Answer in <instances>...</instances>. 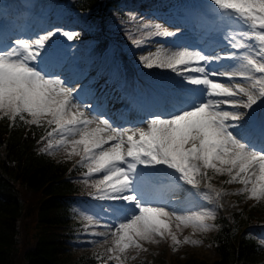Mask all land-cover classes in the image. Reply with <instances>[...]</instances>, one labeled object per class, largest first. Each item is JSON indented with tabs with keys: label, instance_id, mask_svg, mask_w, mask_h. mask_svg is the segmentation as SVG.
<instances>
[{
	"label": "snow or ice",
	"instance_id": "1",
	"mask_svg": "<svg viewBox=\"0 0 264 264\" xmlns=\"http://www.w3.org/2000/svg\"><path fill=\"white\" fill-rule=\"evenodd\" d=\"M208 4L221 18L241 25L244 39H228L232 49L249 50L244 54L248 71L239 74L247 85L232 82L229 86L210 78L228 76L231 82L237 75L231 66L220 65L222 70L217 71L209 69L208 64L236 59L237 52L221 56L182 50L155 59L141 55L139 60L146 69L201 75L183 77L187 85L196 86L194 99H181L176 108L157 112L130 127H114L106 117L91 112L86 116L82 107L92 106H82L81 97L74 96L76 90L64 80L49 78L45 65L57 53L53 51L55 41L47 49L46 42L57 32L68 40L76 33L54 28L43 35L12 38L10 44H0V114L13 123L17 119L27 125L46 122L51 130L41 137L47 142L41 151L70 148L69 156H81L86 178L102 174L92 184L94 199L126 202L112 208L119 223L105 225L107 231L102 234L101 243L111 240L113 245L109 259L121 262L128 249L146 250L143 242L156 243L157 238H170L173 246L198 243L187 238L181 241L173 231V220L179 222V229L180 224L188 222L186 217L152 203L143 192L146 184L161 175L199 188L200 181L212 170L227 174V183L242 185L241 191L250 199L264 200V120L257 121L254 115L240 110H252L258 99H264V0H208ZM143 27L150 26L145 23ZM156 27L159 29V25ZM178 31L157 30L155 34L172 37ZM132 43L139 47L141 42L133 39ZM207 187L212 189L210 183ZM197 221L203 226L204 217L198 216Z\"/></svg>",
	"mask_w": 264,
	"mask_h": 264
},
{
	"label": "trees",
	"instance_id": "2",
	"mask_svg": "<svg viewBox=\"0 0 264 264\" xmlns=\"http://www.w3.org/2000/svg\"><path fill=\"white\" fill-rule=\"evenodd\" d=\"M72 13L94 18L115 0H57ZM103 19L107 21L106 15ZM40 129L0 114V264H89L86 257L73 260L60 236L69 232V199L84 186L74 181L69 166L40 155ZM54 195L62 199L50 198ZM258 214L244 213L225 219L213 239L219 260L213 264H258L263 252L238 238L243 225ZM31 230L38 234H31ZM173 264H207L194 257Z\"/></svg>",
	"mask_w": 264,
	"mask_h": 264
},
{
	"label": "rangeland",
	"instance_id": "3",
	"mask_svg": "<svg viewBox=\"0 0 264 264\" xmlns=\"http://www.w3.org/2000/svg\"><path fill=\"white\" fill-rule=\"evenodd\" d=\"M206 1L208 2V0ZM14 3L21 8H25L29 10L30 12H33L34 10L38 9L39 11L41 10L46 13H49L54 8L52 6L53 3L48 0H19V1L0 0V15H2V12L5 11L6 8L13 7ZM139 15H140L139 13L134 14L135 17ZM223 21L224 24H220L217 30L221 31V29L225 27L226 28L231 27V29L229 30V32L221 33L219 35L225 37L227 41H229L228 38L232 36H236L237 39H244L243 37L240 36V30H241L240 24L232 20H228L226 18H224ZM70 29L73 30V32L76 29L78 30V23L75 22L73 27H71ZM83 31L84 29L81 32ZM179 34L180 33H177L176 37L180 38L181 40L184 39L186 35H188L186 33L183 35H179ZM73 40L75 39H72L71 41ZM157 45L158 47L155 50L149 52L152 59H155L157 56L159 57L174 56L177 55L178 52L180 51L176 49L175 46L167 45L166 43H160ZM47 46L48 45H45L46 49ZM182 50L185 49L183 48L181 49V51ZM129 51H130L129 54L131 56H134L131 60H135L136 59V55H134L135 49H130ZM225 52H230V51H223L221 53H216V54L223 56ZM246 53H248V51H245L242 54L238 55V58L236 59L221 60L219 61V63L213 61L212 63L208 64L209 69L216 68L217 71H219L222 70L220 68V65H223V61H227L230 64L229 66H231V71L237 73V75L233 77L231 82L229 81L228 76H224V77L212 76L210 78L213 80L223 81L229 86H231L232 82L247 85V81L241 79L239 75L240 73H244L248 71L247 62L244 59V54ZM180 67L183 68L184 66H180ZM160 70L166 71L169 69H160ZM164 71L162 72L163 74ZM167 74L168 76H172L173 74H177V73H173L171 70H169ZM199 75L195 74V76H199ZM160 77H163V75H161ZM160 77L157 76L155 78L160 79ZM174 80L180 85L183 84L187 85L186 81H183V76H180V74ZM194 87L195 86H191L192 88L191 93H193ZM260 103H261V99H258L256 104H260ZM240 110L249 112L250 115L252 112V110H248V109H240ZM46 126L49 127L47 123ZM95 126H96L95 124L92 125V127ZM50 128L51 126L49 127V129ZM74 138L79 139V136H75ZM69 139L72 138L70 137ZM105 147H107V145H105ZM70 151H71L70 148L65 149L63 147H54L52 150L47 151V153L49 155H54L57 158H60V156H69L68 153ZM167 171L170 172L171 170H167ZM208 171H209L208 174L211 173L212 175H214V177L222 181L229 179L227 174L221 175L215 173L212 170H208ZM208 174L207 177L203 178L200 181L199 188H193L191 185L186 184L184 181L178 180L174 176H170V179L173 182L174 181L179 182L181 190H178L177 193L171 196V201L169 200L166 201L165 199V202L162 204L165 206L166 204H171V207H167L169 210L175 211L177 215H182L186 217L188 220L186 224H180L179 229L176 228V225L179 222L173 220L171 226L173 228V231L176 233L177 238L181 241L187 238L190 241H198V243H188V244L181 243L180 245L173 246L170 241V238L168 240H160L159 238H157L158 242L156 243L143 242V248L146 250H134L130 248L122 255L121 262L112 259V262L110 264H134L135 263L134 261L138 259L141 260V258H145L146 260H148L149 258L150 261L153 262L155 259H159L162 256V254H166V257H169V254L176 255L179 250L184 251L186 249L191 252H194L197 256L209 262L214 261L217 258V255L213 247L209 246L208 243H206V241L202 239V237L197 238L196 236H194L193 233H196V235H201L202 233H206V235H209L211 233L214 227L209 226L208 222L214 220L218 211V208L216 206L222 208L225 213L227 212L230 213L237 211L245 202L255 201V200L250 199L246 193H243L241 191L243 189V186L238 183H231L233 185L231 186L230 189H227L226 191L222 190L221 188L217 187L214 183L210 182V175ZM94 175L96 178L102 176V174H94ZM161 176L166 177L167 175H161ZM214 182H216V180ZM209 183L212 185V189H209L207 187ZM170 187L171 184H167L164 188L161 189V192L162 191L169 192L168 194L173 193L170 190ZM216 193H219L218 197ZM160 197L161 196L157 195L156 200L158 201ZM261 201L264 202V200ZM122 203H126V202H122ZM76 211L78 216L85 221V228L87 229V231L84 234L81 241H79L80 242L79 247H77L76 245L77 243L74 244V249L78 251H82L84 249L82 248L84 245L90 247L91 250L102 247L106 253L112 255V253L109 251V249L113 246L111 240H109L107 243H101L104 240V236L102 234L107 231L105 225L119 223V221L116 219L115 215L113 214L112 210L105 207V205L101 204L100 201L94 200L89 202L88 204L84 202L81 204L79 203L77 205ZM198 216L204 217L203 226H198V221H197ZM114 226L115 225H113V227Z\"/></svg>",
	"mask_w": 264,
	"mask_h": 264
},
{
	"label": "bare ground",
	"instance_id": "4",
	"mask_svg": "<svg viewBox=\"0 0 264 264\" xmlns=\"http://www.w3.org/2000/svg\"><path fill=\"white\" fill-rule=\"evenodd\" d=\"M73 74H75V70L70 73V75H73ZM172 192H173V190H172Z\"/></svg>",
	"mask_w": 264,
	"mask_h": 264
}]
</instances>
